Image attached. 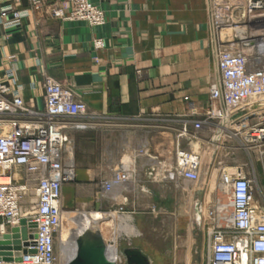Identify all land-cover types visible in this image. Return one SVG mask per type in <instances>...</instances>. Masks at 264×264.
Returning a JSON list of instances; mask_svg holds the SVG:
<instances>
[{"label":"crops","instance_id":"crops-1","mask_svg":"<svg viewBox=\"0 0 264 264\" xmlns=\"http://www.w3.org/2000/svg\"><path fill=\"white\" fill-rule=\"evenodd\" d=\"M91 1L106 13L102 26L63 21L42 8L9 38L0 27V72L12 68L25 98L38 107L44 105L45 74L87 104L89 126L70 129L68 136L78 185L97 193L96 203L90 199L84 204L103 209L120 202L118 187L110 199L100 198L102 182L120 164L134 172L129 192L151 193L153 185L163 183L164 171L174 165L178 139L181 146L187 144L185 149H202L203 137L215 136V124L195 129L189 108L194 104L203 111L208 106L210 87L217 78L218 46L231 38L213 32L208 0ZM97 38H103L104 48L94 47ZM184 128L187 133L179 138ZM242 150L240 140L227 144L223 167L234 172L242 166L246 171ZM259 167L263 169L261 163ZM136 204L132 202V208ZM95 214L66 213L68 246L72 247L73 230L83 233L92 226L115 252L121 249L120 232L128 238L134 237L132 232L138 234L129 215ZM60 252L63 264L68 261L65 244Z\"/></svg>","mask_w":264,"mask_h":264},{"label":"built area","instance_id":"built-area-1","mask_svg":"<svg viewBox=\"0 0 264 264\" xmlns=\"http://www.w3.org/2000/svg\"><path fill=\"white\" fill-rule=\"evenodd\" d=\"M42 8L63 21L82 20L92 26L106 23L105 11L91 0H0V27L5 37ZM208 11L218 35L238 18L257 27L247 37L240 36L241 42L232 39L218 46L217 78L210 87L209 104L203 111L190 104L194 127L201 130L215 124L217 131L228 129L230 138L240 140L246 152H255L264 174V115L259 123L233 132L247 122L250 113L264 110V0H208ZM105 45L103 38L94 41L97 49ZM43 90L44 105L38 107L25 98L12 68L0 72V235L21 227L23 219L36 225L28 228V245L22 242L15 256L19 264L57 262L63 192L76 180L68 130L85 129L91 119L87 104L52 75H44ZM183 133L187 128L179 138ZM201 165V149H185L178 139L175 163L161 179L197 182ZM133 173L125 163L117 166L102 182L100 198L110 199L116 187L122 194L131 191ZM219 189L231 212L224 219L220 198L213 204L205 264H264V182L242 166L234 172L221 167Z\"/></svg>","mask_w":264,"mask_h":264},{"label":"rangeland","instance_id":"rangeland-1","mask_svg":"<svg viewBox=\"0 0 264 264\" xmlns=\"http://www.w3.org/2000/svg\"><path fill=\"white\" fill-rule=\"evenodd\" d=\"M248 25L243 18H238L231 23V30H223L222 34L228 35L233 42H241L240 36L247 37L250 30L257 27L256 24ZM250 114L247 122L235 127L233 132L237 129L245 130L259 123L264 110ZM204 127L206 129L207 125ZM203 140L205 142L201 146L202 165L197 182L180 178L164 180L160 185H153L151 193H120L118 200L120 202L102 209L96 205L88 207L84 204L90 199L96 203L97 193H88L74 180L64 188L63 212H75L80 216L81 213L91 211H120L131 216L132 224L138 232L137 235L132 232L134 236L132 238L120 232L122 235L119 238L120 248L129 245L138 247L151 257L153 264H205L208 256L207 232L211 226L210 211L221 194L220 168L225 162L226 145L234 140L230 138V131L225 128L218 130L214 137L206 136ZM182 147L188 148L187 144ZM241 153L248 161L246 171L250 173L258 171L256 172L258 177L264 182L263 169L259 167L260 161L255 152L249 149L248 152L242 150ZM134 201L137 202L136 208H132ZM120 207L123 210H120ZM79 234L80 231L73 230L71 240H75ZM60 250V242L57 241L56 264L61 263ZM67 256L70 261L71 246H68Z\"/></svg>","mask_w":264,"mask_h":264},{"label":"water","instance_id":"water-1","mask_svg":"<svg viewBox=\"0 0 264 264\" xmlns=\"http://www.w3.org/2000/svg\"><path fill=\"white\" fill-rule=\"evenodd\" d=\"M21 227L12 228L11 232L0 235V262H15L23 245H28V228L36 225L22 220ZM32 236H30L31 238ZM76 255L68 264H153L150 256L138 247L131 245L111 253L103 236L97 229L83 232L76 238ZM14 251H17L14 254ZM26 252V250H24Z\"/></svg>","mask_w":264,"mask_h":264},{"label":"bare ground","instance_id":"bare-ground-1","mask_svg":"<svg viewBox=\"0 0 264 264\" xmlns=\"http://www.w3.org/2000/svg\"><path fill=\"white\" fill-rule=\"evenodd\" d=\"M230 29L231 28H229V30ZM220 200H221V208L224 210V214H225L224 219H226L227 217H229L231 210H230V203L228 202L227 197L225 196L224 192H222V191H221V194H220ZM66 213L67 212H62V225H61L59 242H60V249L62 248V245L65 244V246H66V248L68 250V244H67L68 243V236H67L66 229H65V224L68 223V220H66ZM85 213H88V212H85ZM85 213H81L80 215L83 216V215H85ZM103 214H105V215L106 214H108V215L112 214L114 216L117 215V216H120V217L125 215V214H122V213L117 212V211H113V212L97 211L95 215L96 216L101 215V217H102ZM91 229L93 230V229H96V228L94 226H92ZM70 244L72 245V256H71V259H72L76 255V251H77L76 240H71V238H70ZM107 245L111 248V250H113V252H115V249L113 248L112 245H109V244H107ZM118 247H119V245H118ZM67 262L68 261L66 259L63 260V264H66ZM4 264H7V263H4Z\"/></svg>","mask_w":264,"mask_h":264},{"label":"flooded vegetation","instance_id":"flooded-vegetation-1","mask_svg":"<svg viewBox=\"0 0 264 264\" xmlns=\"http://www.w3.org/2000/svg\"><path fill=\"white\" fill-rule=\"evenodd\" d=\"M62 263V262H61Z\"/></svg>","mask_w":264,"mask_h":264}]
</instances>
